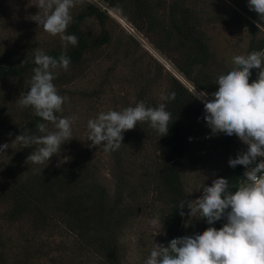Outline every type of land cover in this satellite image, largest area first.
<instances>
[{"label": "trees", "instance_id": "obj_1", "mask_svg": "<svg viewBox=\"0 0 264 264\" xmlns=\"http://www.w3.org/2000/svg\"><path fill=\"white\" fill-rule=\"evenodd\" d=\"M220 0H94L87 1L75 14L66 34L78 38L76 46L64 48L63 43L43 51L58 58L62 53L70 57L68 71L58 70L54 79L58 94L64 95V86L71 84L101 55V49L111 42L107 28L110 18L108 11L114 10L132 24L152 43L154 49L175 70L174 75L157 63L151 71L146 66V74L138 73L126 78L135 91L130 106L144 101L146 106L157 107L165 103L171 113L167 135L159 137L157 130L147 122L136 125L141 137L148 138L158 152L157 165L153 174L154 200L158 204L157 219L163 224V232L157 242H168L181 236H192L207 227L219 229L226 222L223 218L209 225L205 219L189 218L187 204L177 208L182 200L190 201L183 180L185 139L183 124L191 110L198 103L191 94L194 85L197 92L205 91L212 98L218 89L216 79L233 69L218 61L212 50L211 38L206 28L215 21L243 26L248 40L242 55L252 51H264V16H258L248 7V0H221L232 6V13L209 10V6ZM89 20L98 24V33L86 28ZM113 20V19H112ZM133 43L138 40L129 35ZM35 53V52H34ZM34 53L17 60L0 53V135L22 134L42 135L37 125L50 123L34 114L31 107L22 108L18 99L29 91V80L33 73ZM130 53L126 50L125 55ZM240 55V54H238ZM151 58V57H150ZM23 61V62H22ZM22 62V63H21ZM159 69V70H158ZM258 69L251 70L249 83L258 78ZM148 74V76H147ZM163 79L167 90L163 95L175 93L173 100H162L153 95L152 86ZM19 82L16 93H7L3 88L10 82ZM12 94H15L14 97ZM60 116V113H56ZM220 154L223 159V178L228 179V191L234 192L245 181L246 168L237 165L232 168L229 158H236L247 145L233 134L221 132ZM7 160L0 166V264H29L28 254L14 252L13 237L8 228L13 223L26 226L24 232H43L53 224L63 225L80 240L81 247L93 250L103 264H122L119 234L128 216L137 208L123 206L118 196L111 201L105 186L93 183V172L81 164L63 170L43 168L42 173L26 162L27 156L39 145L22 148L18 143ZM183 211L182 217L179 212ZM14 250V251H13Z\"/></svg>", "mask_w": 264, "mask_h": 264}, {"label": "rangeland", "instance_id": "obj_2", "mask_svg": "<svg viewBox=\"0 0 264 264\" xmlns=\"http://www.w3.org/2000/svg\"><path fill=\"white\" fill-rule=\"evenodd\" d=\"M87 1L94 2L84 0L71 10V14H75ZM35 3L36 0H0V53L9 59L25 58L37 49L55 47L62 42L59 36H50L31 19L39 11ZM209 10L231 14L232 6L221 0L218 4L212 1ZM40 11L43 12V9ZM108 13L113 19L107 23L111 42L101 49V55L83 75L63 88V96L68 99L60 116L76 117L72 125L74 137L61 145L60 154L53 155L46 168L63 170L81 164L93 172V183L107 188L111 201L121 191V204L130 209L137 208L134 214L128 216L119 234L121 262L144 264L162 235H152L153 229L150 226V221L157 219L158 211L152 183L158 152L147 137H141L138 127L123 133V144L116 151L106 153L102 146L89 147L91 141L87 140V122L101 112L122 111L129 107L135 91L133 84L127 82L126 78H134L141 72L146 74V66L150 72L155 71L158 62L164 69L177 74L156 52L147 37L136 31L130 22L114 10L110 9ZM86 28L91 33H98L99 30L95 20H89ZM206 31L217 60L228 68L232 67V58L242 55V48H245L248 40L244 27L215 21L207 25ZM129 35L138 40V45L133 43ZM126 50L130 51L128 55H125ZM18 83H8L3 91L6 89L7 93H16ZM166 90V84L161 78L152 86L153 95L157 98H161ZM203 117L204 104L198 100V103L191 106L183 124V180L193 202L202 195V186L210 185L213 179L223 176L224 164L219 145L221 133L212 135ZM49 130H55L52 124ZM16 136L8 133L0 135V145H10L0 153V166L16 149ZM22 225L15 222L8 228V232L13 237V251L27 253L29 264H103L98 254L81 247L77 236L63 225L53 224L43 232L28 231L21 235L26 229Z\"/></svg>", "mask_w": 264, "mask_h": 264}, {"label": "clouds", "instance_id": "obj_3", "mask_svg": "<svg viewBox=\"0 0 264 264\" xmlns=\"http://www.w3.org/2000/svg\"><path fill=\"white\" fill-rule=\"evenodd\" d=\"M84 0H36L39 11L31 17L50 36H59L65 49L76 46L78 38L66 34L73 21L71 10ZM248 7L264 16V0H248ZM43 9V12L40 11ZM23 62V61H22ZM21 62V63H22ZM235 67L216 79L218 89L207 99L208 93L197 92L195 85L192 96L204 104V117L211 134L223 132L235 134L245 145L246 151L236 158H229L228 164L235 168H246L245 181L234 192L228 191V179L218 177L210 185L202 186V195L190 201L182 200L177 208L188 207V217L205 219L209 225L222 218L226 221L219 229L207 227L192 236L171 239L168 244L156 243L144 264H264V51H252L232 58ZM70 57L62 53L58 58L46 54L42 49L34 53V75L29 80V91L18 99L22 108L31 107L34 114L54 126L50 131L47 123H39V136L24 131L14 141L22 148L33 145L26 162L41 165L42 173L50 158L59 155L61 145L73 136L72 125L76 117H58L63 111L67 97L58 94L53 83L58 70L68 71ZM258 69V78L249 83L251 70ZM175 93L162 96V100H173ZM171 113L165 103L157 107L146 106L139 101L122 111L108 110L96 118L89 119L87 140L89 147L102 146L108 153L118 150L123 133L133 130L137 124L147 122L160 136L167 135ZM10 145H0V153ZM183 217L185 213L180 211ZM152 235L165 234L158 219L150 221Z\"/></svg>", "mask_w": 264, "mask_h": 264}, {"label": "water", "instance_id": "obj_4", "mask_svg": "<svg viewBox=\"0 0 264 264\" xmlns=\"http://www.w3.org/2000/svg\"><path fill=\"white\" fill-rule=\"evenodd\" d=\"M219 222H220V220H219Z\"/></svg>", "mask_w": 264, "mask_h": 264}]
</instances>
